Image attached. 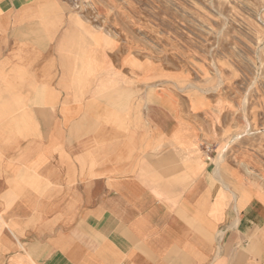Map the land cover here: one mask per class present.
Wrapping results in <instances>:
<instances>
[{"label": "crops", "instance_id": "0c3cea01", "mask_svg": "<svg viewBox=\"0 0 264 264\" xmlns=\"http://www.w3.org/2000/svg\"><path fill=\"white\" fill-rule=\"evenodd\" d=\"M75 24L0 0V264H264V198Z\"/></svg>", "mask_w": 264, "mask_h": 264}, {"label": "rangeland", "instance_id": "374dc122", "mask_svg": "<svg viewBox=\"0 0 264 264\" xmlns=\"http://www.w3.org/2000/svg\"><path fill=\"white\" fill-rule=\"evenodd\" d=\"M264 198V0H57Z\"/></svg>", "mask_w": 264, "mask_h": 264}, {"label": "bare ground", "instance_id": "6f19581e", "mask_svg": "<svg viewBox=\"0 0 264 264\" xmlns=\"http://www.w3.org/2000/svg\"><path fill=\"white\" fill-rule=\"evenodd\" d=\"M222 159V158H221ZM221 159H220V162H221Z\"/></svg>", "mask_w": 264, "mask_h": 264}]
</instances>
